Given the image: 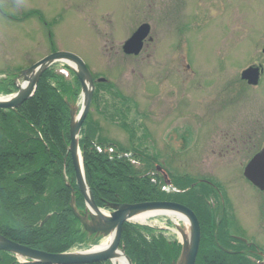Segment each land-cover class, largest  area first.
Here are the masks:
<instances>
[{"label": "rangeland", "instance_id": "rangeland-1", "mask_svg": "<svg viewBox=\"0 0 264 264\" xmlns=\"http://www.w3.org/2000/svg\"><path fill=\"white\" fill-rule=\"evenodd\" d=\"M160 1L1 0L0 76L11 77L25 71L53 52L71 53L79 57L94 76L106 78L124 99L122 112L117 106L114 115H104L100 104L108 103L111 96L103 89L108 100L91 106L88 118L91 125L99 123L98 141L117 143L124 151L130 149L132 143L136 152L157 162L175 177L191 178L208 173L223 178L229 174L231 193L239 194L242 188L233 176L234 166H227L211 154L212 140L216 138L208 137V134H214L209 131L218 129L222 119L220 102L224 100L232 104L239 101L236 108L230 106L226 116L227 129H233L230 121L236 113L243 119L253 113L263 119L264 80L258 89L241 86L238 72L250 64L251 58L248 60L247 57L241 64H235L238 69L229 63L226 72H222L221 65L226 63H220L218 56L225 50L229 56L236 54V37L230 31L233 24L228 17L224 20L227 37L221 38L217 31L219 23L223 24L220 10L205 9L206 4L196 8L198 14L195 17L202 19V24L210 23L191 34L188 42V58L193 69L188 74H181L180 70L177 73L180 58L171 57L170 52L174 35L158 38ZM242 3L243 41L239 49H253L256 53L257 40L264 35V16H261V13L264 15V0H242ZM145 22L151 26L154 42L138 56L123 54V44ZM261 47L258 44L257 50ZM64 65L56 66L63 68ZM225 88L231 91L227 95ZM77 104L80 106L79 101ZM146 108L152 110L149 118L143 114ZM188 132L190 137L185 139L187 143L183 140L182 151L171 148L182 140L180 135ZM243 191L247 197L246 204L238 208L240 220L253 210L247 198L255 194L254 189L245 184ZM168 219L150 217L147 224L169 228L160 236L173 243L177 237L169 220L181 224L174 218ZM247 224L244 219L243 225Z\"/></svg>", "mask_w": 264, "mask_h": 264}, {"label": "trees", "instance_id": "trees-1", "mask_svg": "<svg viewBox=\"0 0 264 264\" xmlns=\"http://www.w3.org/2000/svg\"><path fill=\"white\" fill-rule=\"evenodd\" d=\"M59 69L53 65L44 72L33 97L18 113L0 110V233L20 245L48 253L75 249L85 243L86 236L71 215V192L63 175L66 166L71 186H76L67 155L70 118L66 101L78 102L80 85L66 66L63 70L69 77ZM12 92V82L0 80V96ZM19 115L24 119H18ZM27 133L34 139L26 140ZM94 136L95 129L84 127L80 148L97 207L186 203V195L174 197L162 184L152 160L134 151L111 149V144L96 142ZM46 216H50L49 221L40 226ZM160 235L157 228L125 224L121 242L134 264H174L179 247ZM88 245L87 239L83 249ZM14 260L16 257L0 252V264H20Z\"/></svg>", "mask_w": 264, "mask_h": 264}, {"label": "flooded vegetation", "instance_id": "flooded-vegetation-1", "mask_svg": "<svg viewBox=\"0 0 264 264\" xmlns=\"http://www.w3.org/2000/svg\"><path fill=\"white\" fill-rule=\"evenodd\" d=\"M204 4L207 5L205 9L217 8L220 10L219 17L223 24L221 25L219 21V29L217 31L221 34V38L226 39L227 37V27L224 20L227 17L229 20H232L231 23L233 24V28L230 29V31L234 33L233 35L236 37V54L229 56L227 50H225L223 55L218 56L220 63H226L225 66L221 65L222 72H226L229 63L234 64V68L238 69L235 65L236 63L241 64L246 57L248 60L251 58L250 64L244 69H239V79L241 86H244L245 89H258L264 80V35L257 40L256 53H253V51H255L253 49L246 51L239 49L243 41L241 20L244 8L242 6V0H161L158 3V5L161 6V12L158 14L160 25V34H158V38L160 36L174 35L173 49L170 52L171 57L180 58L181 64L180 67H177V73H179L180 70L182 71L181 74H188L190 70L193 69L188 58L190 56L188 42L191 34L201 31L202 28L210 23L202 24L203 20H199L195 17L198 14L196 8H201ZM1 11L2 10H0V13H2ZM261 16L264 15L261 13ZM142 25H148L150 28L148 35L142 42L141 53H144L146 52L145 48L147 49L149 45L154 42V38L151 37V26L147 22L142 23ZM163 26H165L164 29ZM258 44L262 46L260 50H257ZM243 52H245V54ZM249 69L255 70L258 73L255 86H250L246 80L242 79L243 72ZM96 82L98 84L106 83L107 80L103 77H98ZM229 90L230 89L225 88L224 94L227 95L228 92H231ZM171 94L172 96L175 95L174 92H171ZM118 101H121V103L117 104L118 108L123 109L125 107L122 105L124 99L118 95ZM238 102L239 101L235 104L227 100L220 102L222 119L220 118V123L217 125L218 129L209 131V133L214 134H208V137L216 138L212 140L213 151L211 154L225 162L227 166H234L232 168L235 170L233 176L237 180V183L240 182L239 185L242 188V192L239 194L231 193L230 182L227 180L229 174H225L226 177L223 178H221L220 175L212 177L208 173L197 177L192 176V179L189 178L190 182L192 181L193 184L198 183L199 187L198 191L193 190L190 192L187 195L186 203H183L194 214L200 230V242L195 264H264V189H260L244 175L245 168L257 155L262 154L264 156V115H261L263 119H260L258 114L253 113L250 114L248 118L243 119L241 114L236 113L234 114L233 120L230 121V126L233 127V129H227L225 127L227 122L226 116L230 106L235 105L236 108ZM19 109L20 107L17 108L15 112L18 113ZM150 111L152 110L150 109ZM150 111H147V108L146 112L143 111L146 118L150 117ZM240 111L242 112V110ZM18 117H20L18 119H24L22 115ZM223 127L225 128L220 129ZM27 136L26 140L34 139L30 133H27ZM180 137L182 140L178 142V145L174 147L173 144L171 148H179L180 151L183 150V140L187 143L185 139L189 138L190 134L189 132L184 133L180 135ZM39 140L43 141L41 138ZM28 150H30V147H28ZM244 154H247V156H244ZM260 160L257 166L264 169V157L261 156ZM262 173L264 174V172ZM244 184L253 188L255 194L247 198L250 201V206L253 205V210L250 215H246L240 220L238 208L241 204L245 203L246 194L243 191ZM73 190L75 192L76 208L80 212V215L83 216V197L77 186L73 187ZM23 197L25 198L27 196L23 195ZM71 215L73 217L72 211ZM45 218L42 221H44ZM49 218L50 216L46 222L49 221ZM244 219L248 222L246 226L243 225ZM76 221L78 227L84 231L81 223L77 219ZM84 233V235H86L84 237L85 243H79L80 245L76 246L77 248L83 249L86 247L87 239L89 243L88 246L100 242V239L95 238L96 236L88 235L85 231ZM121 241L122 234L118 248L124 252L126 257L130 260ZM174 244L178 246L179 242L176 241ZM201 251H204L205 254H201ZM131 263L134 264L132 261ZM95 264L113 263L106 260Z\"/></svg>", "mask_w": 264, "mask_h": 264}, {"label": "water", "instance_id": "water-1", "mask_svg": "<svg viewBox=\"0 0 264 264\" xmlns=\"http://www.w3.org/2000/svg\"><path fill=\"white\" fill-rule=\"evenodd\" d=\"M149 30L147 25L139 27L124 44V54L128 56H138L142 49V42L148 35ZM56 63H62L68 66L75 74L81 86V110L79 111L76 106L72 107L67 102L66 103L70 111V145L67 149V153L71 157L77 187L84 199L85 209L83 216L80 215L75 206L74 192L64 172L66 185L72 191L69 207L74 217L78 219L88 235L108 239L107 244H103L107 245V247L101 251H95L96 248L102 246V244H100L87 251L49 254L24 247L0 235V252L26 259L29 264H93L106 260L113 262L120 256L124 258L127 264H130V260L118 250L122 227L125 223H135L134 219L140 216L154 213L155 215H151L150 217L162 216L169 219L176 217L182 223L181 226L173 224L181 239L182 246L178 260L174 264H195L200 240V230L194 214L186 207L167 202H152L135 205L116 204L109 205L111 212L105 214L96 206L85 177L83 159L79 149L80 131L89 112L94 84L89 70L79 57L71 53H53L28 70L21 72L15 80V87L17 89L16 94L12 97L0 98V109L14 110L28 101L34 95L41 76L48 68ZM257 77L258 73L252 69L242 74V79L246 80L248 84L252 86L256 85ZM261 156L264 157L262 154L257 155L249 163L245 168L244 175L253 184L263 190L264 174L262 172H264V169L257 166L261 161ZM47 220L48 218H46L41 225ZM139 225L146 226L145 224Z\"/></svg>", "mask_w": 264, "mask_h": 264}, {"label": "bare ground", "instance_id": "bare-ground-1", "mask_svg": "<svg viewBox=\"0 0 264 264\" xmlns=\"http://www.w3.org/2000/svg\"><path fill=\"white\" fill-rule=\"evenodd\" d=\"M151 215H155V214L154 213H150V214H147V215H143V216H140V217L134 219V221H135V223H138V224H146L148 222V220H149ZM106 247H107V245H102L101 247L96 248L95 251H101V250L105 249ZM113 264H126V261L124 260V258L122 256H120V257H118L117 259L114 260Z\"/></svg>", "mask_w": 264, "mask_h": 264}]
</instances>
